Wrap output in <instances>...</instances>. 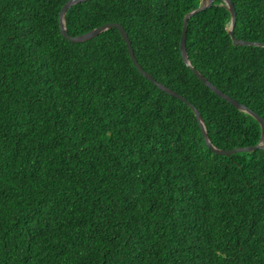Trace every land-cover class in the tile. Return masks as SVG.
Segmentation results:
<instances>
[{
    "label": "trees",
    "instance_id": "obj_1",
    "mask_svg": "<svg viewBox=\"0 0 264 264\" xmlns=\"http://www.w3.org/2000/svg\"><path fill=\"white\" fill-rule=\"evenodd\" d=\"M66 1L0 0V264H264V147L214 153L117 28L61 34ZM231 1L235 37L264 43V0ZM200 4L85 0L65 26L118 22L215 147L257 144L256 119L181 57ZM229 25L221 0L192 15L188 60L264 118V47L234 45Z\"/></svg>",
    "mask_w": 264,
    "mask_h": 264
},
{
    "label": "water",
    "instance_id": "obj_2",
    "mask_svg": "<svg viewBox=\"0 0 264 264\" xmlns=\"http://www.w3.org/2000/svg\"><path fill=\"white\" fill-rule=\"evenodd\" d=\"M81 1H85V0H67L63 6L60 9L59 15H58V25H59V29L61 34L69 41L71 42H80V41H84L87 39H90L96 35H98L99 33L111 28V27H115L119 30L123 40L125 41L128 50H129V54L130 57L132 59L133 64L135 65V67L137 68V70L147 79H149L151 82H153L155 85H157L161 90L165 91L166 93L180 99L181 101L185 102L194 112L195 117L199 123L203 138L206 142V144L208 145V147L216 154H231L234 152H239V151H252L255 150L257 148H263L264 147V118L262 116H260L259 114H257L255 111H253L252 109H250L249 107H247L246 105L240 103L239 101H237L236 99L232 98L231 96H229L228 94L224 93L223 91H221L220 89H218L216 86H214V84H212L206 77H204L198 70H196L189 62L188 60V55H187V50H186V32H187V22L188 19L204 10L205 8H208L211 6L212 2L214 0H201V4L200 6H198L197 8L191 10L190 12H188L187 14L184 15L183 17V24H182V33H181V37H180V43H179V47H180V52H181V57L184 61V63L189 66V68L192 70V72L198 77L199 80H201L208 88H210L215 94H217L218 96H220L221 98L225 99L227 102H229L230 104H232L235 108L244 111L248 114H250L253 118L256 119V121L259 123L260 128H261V134H260V139L259 142L257 144L251 145V146H244V147H236V148H232V149H221V148H217L215 147L209 140L208 136H207V132H206V128L203 122V119L199 113V111L196 109V107L191 104L188 100L185 99L184 96L176 93L175 91L171 90L170 88L166 87L165 85L159 83L158 81H156L150 74H148L138 63L135 55H134V51L131 45V42L128 38V35L126 33V31L124 30L123 26L121 24H119L118 22H108V23H104L96 28H93L92 30L86 32V33H82V34H78L75 36H72L68 33V30L65 26V14L67 12V10L76 3H79ZM223 2V4L226 6V8L228 9L229 13H230V25H229V29H228V33L232 39V42L234 45H258V46H263L264 47V43L262 42H257V41H250V40H243V39H239L236 38L234 35V25H235V21H236V11H235V7L234 4L231 0H221Z\"/></svg>",
    "mask_w": 264,
    "mask_h": 264
}]
</instances>
